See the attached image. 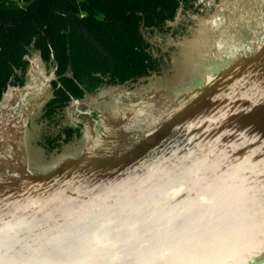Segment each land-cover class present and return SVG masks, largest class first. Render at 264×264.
<instances>
[{
    "label": "water",
    "instance_id": "95a60500",
    "mask_svg": "<svg viewBox=\"0 0 264 264\" xmlns=\"http://www.w3.org/2000/svg\"><path fill=\"white\" fill-rule=\"evenodd\" d=\"M194 9L204 22L175 74L71 101L83 127L42 151L48 173L5 171L24 165L5 145L36 104L27 79L4 92L0 264H264V0Z\"/></svg>",
    "mask_w": 264,
    "mask_h": 264
},
{
    "label": "trees",
    "instance_id": "16d2710c",
    "mask_svg": "<svg viewBox=\"0 0 264 264\" xmlns=\"http://www.w3.org/2000/svg\"><path fill=\"white\" fill-rule=\"evenodd\" d=\"M189 4V0H0V100L10 85L25 84L21 72L34 43L45 62L56 63L53 95L44 115L64 110L72 98L159 72L161 61L143 29L163 27Z\"/></svg>",
    "mask_w": 264,
    "mask_h": 264
},
{
    "label": "rangeland",
    "instance_id": "374dc122",
    "mask_svg": "<svg viewBox=\"0 0 264 264\" xmlns=\"http://www.w3.org/2000/svg\"><path fill=\"white\" fill-rule=\"evenodd\" d=\"M197 16L198 12H196L195 9L189 11L184 10L179 13L175 21L167 25L168 28L166 27V31L161 30L150 36L153 43L152 51L159 56L161 60V69L158 72L160 77L167 78L181 69L183 57L186 52L190 51L191 42L197 30L204 22L203 19L197 18ZM203 53L204 52H201L198 56L189 60L188 74L191 73V75H195L203 70V66L201 65L203 60L201 55ZM54 76V67L50 64L46 65L39 52H33L30 56V65L28 66L25 80H28L27 83L29 87L33 89L30 100L33 102V105H36H34V108L30 112L32 116L28 118L29 122L28 126H26L27 130L24 133L22 143H15L11 140L8 142L6 141L7 144L5 145V155L8 157L7 160L10 161L17 157L20 163L24 165L23 167L21 165L13 166L8 163L4 165L6 172L22 173L23 168V170L29 172L36 171L40 174L48 173L52 169L51 165H49L51 160L46 161L42 159L44 158L42 151L48 153L47 146L44 144L45 138L49 134H60L66 126L74 125L79 121L77 119V114L80 108L74 102H70L71 105L69 103L63 111L51 119L45 118L44 114L41 113L37 115L38 105L53 94L52 80ZM185 82H187V80L183 81V83ZM176 87L181 89V78L176 83ZM90 96L91 95H88L87 98H90ZM93 96L95 97V95ZM63 133L65 132L63 131ZM170 143L177 150H181V138H179V136H173ZM62 144H64V142ZM183 147L187 148L186 145H183ZM202 167L204 168V166L200 167L198 165L192 168V170L198 174V182L201 181L203 177L205 178V173L202 172V176L200 172Z\"/></svg>",
    "mask_w": 264,
    "mask_h": 264
},
{
    "label": "flooded vegetation",
    "instance_id": "af4514ba",
    "mask_svg": "<svg viewBox=\"0 0 264 264\" xmlns=\"http://www.w3.org/2000/svg\"><path fill=\"white\" fill-rule=\"evenodd\" d=\"M190 1V4L188 5V7H189V9H187V10H191V9H194L195 8V4H194V2H195V0H189ZM180 12H181V9H180ZM179 12V13H180ZM179 15V14H178ZM178 17V16H177ZM177 17H176V19H177ZM175 19V20H176ZM174 20V21H175ZM171 22H173V21H171ZM171 22H168L166 25H164L163 27H159V28H155V29H148V28H146V29H143V35H144V37L150 42V44H151V49H152V47H153V43H152V41H151V39H150V36H152L153 34H156V33H158V32H160L161 30H167V25H169ZM167 27V28H166ZM35 51H37V52H39V54H40V56H41V58H42V54H41V52H40V50L36 47V45H35V43H34V45L32 46V48L30 49V51H29V54H28V66L30 65V56L32 55V53L33 52H35ZM155 54V53H154ZM159 57V56H158ZM43 59V58H42ZM160 59V58H159ZM44 61V60H43ZM161 61V60H160ZM45 62V61H44ZM46 63V65H52L53 67H54V72H55V76H54V78L53 79H55L56 78V63H55V61L54 60H49L48 62H45ZM28 66H27V68H26V70L25 71H23V72H21V76L22 77H24V79L26 78V72H27V70H28ZM20 74V73H19ZM53 83H54V80H53ZM73 97V96H72ZM72 99H74V98H72ZM61 111H63V110H61ZM61 111H57L55 114H52V115H44V117L45 118H53V117H55L57 114H59ZM82 127H83V124L82 123H76V124H74V125H68V126H66L64 129H63V131L65 132V133H63V131H62V133H60V134H49V135H47V137L45 138V140H44V144L47 146V147H49V148H55V147H58L59 145H61V142L63 141V140H71V139H74L76 136H78V135H80V133H81V129H82Z\"/></svg>",
    "mask_w": 264,
    "mask_h": 264
}]
</instances>
